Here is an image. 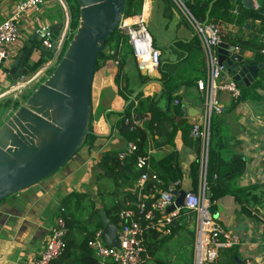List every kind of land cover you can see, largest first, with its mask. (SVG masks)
<instances>
[{
    "label": "crops",
    "instance_id": "obj_1",
    "mask_svg": "<svg viewBox=\"0 0 264 264\" xmlns=\"http://www.w3.org/2000/svg\"><path fill=\"white\" fill-rule=\"evenodd\" d=\"M19 1L14 0L9 6L0 2V23L14 12ZM216 1L212 0L209 10ZM237 1H231L230 9H225V3L219 5L217 15L206 16L205 21L218 24L223 34V42L236 46V51L245 59L257 64L262 63L258 77L254 81L256 82L264 67V62L258 61V58L264 55V51L252 47L251 44L258 40L264 43V34L255 30V27L261 28L263 20L241 13L240 8L246 7L243 0H240V3ZM253 1L255 9L252 10L264 7L263 0ZM57 4L65 11L64 24L69 21L64 0H46L40 12L43 18L39 17L40 22L50 26L57 24V20L50 23L51 20L48 19L52 10L54 17L58 15L54 8ZM145 7L148 9V28L149 30L150 26L153 28L151 34L154 45L162 53L159 68L173 64L171 69L177 79H193L188 85H181L179 88L182 95L181 115L176 113L179 105L175 102L176 97L163 91L159 68L154 70L140 68L131 44L123 50L125 61L121 78L116 60L109 59L104 62L96 70L92 85L90 127L91 132L96 135L95 140L84 145L52 176L0 202V264L34 263L50 234L62 200L69 193L73 191L89 193L97 205L103 207L96 184L100 172L99 163L108 151L128 149L130 142L119 134L117 125L129 106L128 101H135V104H138L137 96L134 97L138 90L139 93H143V97L152 99L153 109L145 110V117L139 118L138 121L147 128L149 171L151 173H156L157 169L161 171L158 162L175 153L181 174L177 180L180 182L178 189L192 191L191 164L198 157L199 141L191 135V126L195 121H202L206 94L198 88L197 81L206 79L207 68L201 64L200 55L191 47L194 40L197 42L192 24L181 14L172 0H145L144 10ZM138 16L139 14L130 16L126 22ZM37 26L32 17L22 21L23 32L28 39L12 46L6 62L0 64V92L3 89L10 91L19 89L17 88L19 83H16L13 75L9 74V67L11 68L23 46L32 38ZM62 32L63 30L59 37ZM236 42L244 44L237 45ZM38 52L37 50L32 52L30 62L38 59ZM140 73L148 74L150 79L141 84ZM221 79L229 80L233 79V76L224 71ZM261 83V87L242 101L234 100L226 91L217 92L218 102L223 109L221 113H216L215 118L216 122L220 121L219 135L212 139L214 146L217 148L221 146L222 161L229 163L238 158L245 163L243 173L229 185L235 189L257 188V193L264 188V80ZM256 94L258 98L254 97ZM169 97L172 98L171 104ZM151 161L154 162V166ZM249 208L258 218L245 213L233 194L225 195L216 201L214 213L216 219L237 239L233 246L220 250L219 264H264V206L251 205ZM187 220L189 233L195 230L194 217L188 216ZM175 258L178 260V257L173 255L171 261L175 262ZM158 259L160 258L156 257V262Z\"/></svg>",
    "mask_w": 264,
    "mask_h": 264
},
{
    "label": "trees",
    "instance_id": "obj_2",
    "mask_svg": "<svg viewBox=\"0 0 264 264\" xmlns=\"http://www.w3.org/2000/svg\"><path fill=\"white\" fill-rule=\"evenodd\" d=\"M21 1V0H20ZM69 8L70 14V25L69 29L74 35L76 29L78 28L80 21V5L77 0H64ZM232 0H217L211 10L210 3L212 0H189L188 7L192 14L198 19L205 21L206 16H216L217 7L225 3V9H230L232 6ZM145 0H127L124 9V16L130 17L142 13ZM240 3V0L237 1ZM264 6V0H263ZM55 12L58 14L60 20L64 21L65 11L60 4L55 7ZM242 11V12H241ZM240 12L244 14L252 15L253 17L263 20L261 28L255 27L258 33L264 34V13L259 12V10H252L249 8H240ZM226 14V13H225ZM148 15V9L145 7V16ZM53 10L48 15V19H52ZM215 22V21H214ZM61 28L54 30V36L60 34ZM197 42L194 40L191 43L192 49L197 52L201 57V64L206 66L207 62L199 42L198 37ZM258 39V37H256ZM254 38V39H256ZM237 45H243L242 42H236ZM130 46L128 36L122 33L118 28L111 36L106 39V44L104 49L99 53L96 70L101 67L104 62L109 59L118 60L119 75L121 78V71L123 68L124 54L123 50ZM251 46L256 47V49L264 51V43L255 41ZM44 49L41 56L37 61L26 62L28 67V72L34 73L41 66L46 64L48 56H53L54 50ZM190 51V50H189ZM264 53V52H263ZM258 61L264 62V55L259 56ZM161 65V64H160ZM173 64L164 65L159 68L160 81L163 84L164 93L174 95L179 101V105L176 108V113L181 115L182 113V103H181V93L180 86L188 85L192 82L190 80H179L177 79L171 66ZM54 68V67H53ZM52 68V69H53ZM54 70V69H53ZM140 83H146L150 76L139 75ZM264 80V67L261 70L260 78L248 87H241L242 94L238 101H242L254 92L257 88L262 86L261 81ZM126 97V96H125ZM255 98L259 97L257 94ZM128 98V97H126ZM138 104L132 101L126 108L125 112L122 114V118L119 121L117 127L119 134L123 136L127 141L136 144L137 149L133 153H128L123 158L120 154L124 151L111 150L104 154L102 160L99 163L100 172L97 175L96 184L98 188V193L101 197L103 207H99L97 202L93 197L86 192L73 191L69 193L63 200L56 213V217L61 216L65 222L66 234H65V246L62 254L50 264H116L113 261H107L101 263L99 259L95 256L94 251L89 246V241L92 240L98 231L104 228L103 218L100 213L104 210L108 218L117 226L120 222V213L124 209L133 208L138 213V217L144 227L142 239L143 245L145 247V252L143 253V261L141 264H146L147 259L151 257H160L162 248L166 241L177 238L184 248L188 246L192 250L191 256L186 253L181 254V261H167V260H157V264H193V253H194V242H195V230L187 232V219L188 216L193 217L192 214H188L186 209L182 208L178 212L177 216L172 218L170 222H165L162 228H153L145 226L149 221L145 220V216L139 213L136 204L141 200L142 194H154V197L144 199L147 205V209L151 208L153 202H155L158 197L156 190H164L174 182L180 179L181 174L177 165V159L175 153H171L169 156L164 158L162 161L158 162L161 167V171L157 169V175L159 176L161 182L157 183L152 180H148L145 185L139 189L136 188V184L147 169H141L137 166V160L139 156H145L149 161V138L147 134V128L143 124L138 123L134 117L144 118L145 110L153 109L151 106L152 99L143 97V93H139L136 97ZM20 106V105H19ZM216 113L212 115L210 122V143L207 156V166H206V187L210 192V205L209 209L212 213L216 212V201L221 197L228 194H233L236 196L238 202L241 204L242 209L245 213L255 218H258L249 207L253 205L264 206V188L260 193L256 192L257 188H247L238 189L232 188L229 184L235 178H238L244 171L245 163L242 159H236L229 163L222 161L220 155L219 145L214 146L212 144L213 137L219 135V125L220 121L216 122ZM91 131V127H90ZM96 135L92 132L87 136L84 145L91 144L94 141ZM199 142V152L198 157L191 164V175H192V191L197 192L200 189L202 183V151L203 146L201 140L197 139ZM83 145V146H84ZM154 166V162L151 161ZM169 163V164H168ZM176 163V165L174 164ZM152 166V167H153ZM232 185V184H231ZM179 188V186H176ZM155 219L157 220L163 217V213L159 210H154ZM166 221V219L164 218ZM217 264L219 262L217 261Z\"/></svg>",
    "mask_w": 264,
    "mask_h": 264
},
{
    "label": "water",
    "instance_id": "obj_3",
    "mask_svg": "<svg viewBox=\"0 0 264 264\" xmlns=\"http://www.w3.org/2000/svg\"><path fill=\"white\" fill-rule=\"evenodd\" d=\"M77 1L79 25L62 58L50 76L0 127V202L59 171L81 150L91 132L92 85L98 55L106 39L119 28L127 0ZM243 3L246 8L255 9L253 0ZM258 10L264 13V7ZM61 26L57 23L51 28ZM40 40V35H33L9 67L16 83L25 78V63ZM217 55L223 71L229 72L240 87L257 79L262 63L245 59L236 46L221 42ZM171 101L169 97V104ZM130 103L131 100L127 105ZM173 193L175 202L167 208L169 213L183 208L187 190ZM206 196L210 200L209 191ZM100 213L104 224L102 240L120 247L118 226L104 210Z\"/></svg>",
    "mask_w": 264,
    "mask_h": 264
},
{
    "label": "built area",
    "instance_id": "obj_4",
    "mask_svg": "<svg viewBox=\"0 0 264 264\" xmlns=\"http://www.w3.org/2000/svg\"><path fill=\"white\" fill-rule=\"evenodd\" d=\"M181 13L192 24L196 36L202 46L206 62L207 77L197 81L198 88L205 92L206 102L202 116V121H195L191 126V135L195 139L201 140L202 151V183L197 192L187 191L183 208L187 213L194 217L195 222V242L193 253V264H217L220 250L224 247L233 246L237 239L227 232L218 222L215 214L209 209L210 201L207 199L206 187V166L207 156L210 143V122L211 117L215 113H221L222 106L217 99L218 91L228 92L234 100L241 97L242 91L238 83L233 80H222L221 76L223 66L218 62L217 48L223 42V34L218 24L208 21L198 20L188 7L189 0H172ZM46 0H21L16 4L14 12L0 23V64L9 57V51L12 46L22 40L28 39L23 32L22 21L25 18L32 17L33 22L38 24L34 29V35L41 36V44L47 49H53L56 52L54 61L44 65L43 68H49L53 64H57L61 53V47L64 45V39L68 33L69 21L66 22L65 28L59 39L56 40L54 30L49 24L42 23L38 14L42 11ZM144 9V6H143ZM128 17H123L119 29L123 34L128 36L129 43L133 47L136 61L140 68L145 70L158 69L161 64V50L154 45L152 34L148 28V17L139 14L135 21L126 22ZM237 48V47H236ZM119 63L118 60H116ZM177 104L178 100L175 101ZM135 120L140 119L134 117ZM137 149L135 143L130 142L127 150H124L120 157L133 153ZM138 168L147 171L142 173L136 186L141 189L148 180L161 182L156 173L149 171L148 158L139 156L137 160ZM180 184L179 181L174 182L164 190H156L159 195L151 208L147 209L144 199L154 197V194H142L141 200L136 204L139 213L145 216V220L149 221L145 226L153 228H162L165 222H170L172 218L177 216L180 209L167 212V208L175 202L174 190ZM154 210L163 213V217L157 222L154 221ZM166 219V221L164 220ZM119 239L120 247H113L106 244L102 238V230L98 231L96 236L89 241V246L94 251L95 256L101 263L113 261L116 264H141L143 261V253L145 247L143 245L142 234L144 227L141 223L138 213L133 208L124 209L120 213L119 222ZM65 222L61 216L54 220V224L47 237L45 245L33 264H50L57 259L63 252L65 246Z\"/></svg>",
    "mask_w": 264,
    "mask_h": 264
},
{
    "label": "rangeland",
    "instance_id": "obj_5",
    "mask_svg": "<svg viewBox=\"0 0 264 264\" xmlns=\"http://www.w3.org/2000/svg\"><path fill=\"white\" fill-rule=\"evenodd\" d=\"M0 2H2L5 6H9L10 4H13L14 0H0ZM66 7H67V4H66ZM67 12H68V19H69L68 23L70 25V14H69V8L68 7H67ZM38 16L41 17L40 14H38ZM54 20H57V23H60L62 25L61 30H64L65 25H66V23L64 24L65 21L60 20L58 15L57 16L55 15V17L51 19L50 23H53ZM69 25H68V33L64 39V45L61 47V53L59 56V60L62 58L66 48L68 47V45H69V43L73 37L72 33L69 29ZM149 31H150V33H151V31H153V28L151 26H150ZM59 35L57 36L56 40L60 38ZM156 39H158V38H156ZM42 46L43 45L41 44V41H39V45L36 47V50L39 51L38 52L39 57L41 56V54L44 50L42 48ZM56 55L57 54L54 51L53 56H48V59L45 63L48 64V63L54 61V58L56 57ZM37 60L38 59H36V61ZM29 63H30V60H29ZM46 64H44V65H46ZM55 66H56L55 64L54 65L52 64L51 67L46 68V69L43 68L45 66H41L34 73L28 72V67L26 66L27 74H26L25 78H23V80H19L17 82V83H19L17 85V88H19L18 90L16 89V90L10 91V89H3L0 92V127L12 116V114L21 105H23L26 102L27 98L31 95V93L50 76V74L53 72V69L55 68ZM188 246H186V248H184L182 245V242H180L177 238L166 241L164 243V247L161 250L159 258L162 260H167V261L169 260L170 261L171 258L173 257V255H176L178 257V260H177V258H175L176 262L181 261L182 252L186 253L188 256H191V254H192V250ZM168 257H170V258H168ZM146 264H157L156 257H151V258L147 259Z\"/></svg>",
    "mask_w": 264,
    "mask_h": 264
},
{
    "label": "bare ground",
    "instance_id": "obj_6",
    "mask_svg": "<svg viewBox=\"0 0 264 264\" xmlns=\"http://www.w3.org/2000/svg\"><path fill=\"white\" fill-rule=\"evenodd\" d=\"M143 17L144 18H147L146 16H145V10L143 9ZM137 19V17H134V18H132V21H135Z\"/></svg>",
    "mask_w": 264,
    "mask_h": 264
}]
</instances>
